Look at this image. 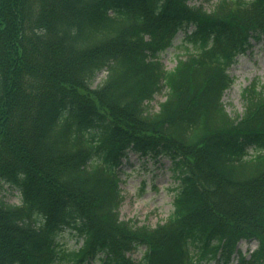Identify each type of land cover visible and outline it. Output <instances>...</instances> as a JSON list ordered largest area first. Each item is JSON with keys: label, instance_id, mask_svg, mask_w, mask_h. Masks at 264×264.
Segmentation results:
<instances>
[{"label": "trees", "instance_id": "1", "mask_svg": "<svg viewBox=\"0 0 264 264\" xmlns=\"http://www.w3.org/2000/svg\"><path fill=\"white\" fill-rule=\"evenodd\" d=\"M190 1L0 0V264H264V84L234 117L221 100L264 39V0ZM179 31L194 47L165 69ZM129 152L167 155L179 180L153 227L119 215Z\"/></svg>", "mask_w": 264, "mask_h": 264}, {"label": "rangeland", "instance_id": "2", "mask_svg": "<svg viewBox=\"0 0 264 264\" xmlns=\"http://www.w3.org/2000/svg\"><path fill=\"white\" fill-rule=\"evenodd\" d=\"M216 0H194L192 4H201L204 8L210 9ZM190 30V29H189ZM179 32L174 46L160 54V61L166 69H171L176 64L179 56L185 55V47L192 49L193 43L182 39ZM232 83L224 91L222 103L226 111L231 116L241 114L244 109V99L242 91L252 82L264 84V39L254 41L244 54L237 57V60L228 70ZM106 76V70L99 71L93 79V86L100 84ZM166 88L163 87L154 95L148 103L150 111H155L159 103L164 100ZM144 160H146L144 162ZM178 184L175 172L171 168V160L167 155L159 157L153 161L151 159L140 158L134 152L128 153V158L123 159L120 173V188L123 195V202L119 208L120 218L130 220L134 225L154 226L163 221L172 209L174 188ZM3 199L8 203L17 204L20 202L19 192L5 184L1 190ZM59 238L69 247L80 244L68 229H63ZM256 241L241 240L238 247L243 253H247L256 247ZM143 247L134 250L131 255L139 259ZM208 264H217L211 261ZM228 264H239L236 256L231 257Z\"/></svg>", "mask_w": 264, "mask_h": 264}]
</instances>
